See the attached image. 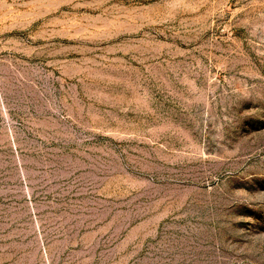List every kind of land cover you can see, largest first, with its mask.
<instances>
[{
  "label": "rangeland",
  "instance_id": "374dc122",
  "mask_svg": "<svg viewBox=\"0 0 264 264\" xmlns=\"http://www.w3.org/2000/svg\"><path fill=\"white\" fill-rule=\"evenodd\" d=\"M0 264H264V0H0Z\"/></svg>",
  "mask_w": 264,
  "mask_h": 264
}]
</instances>
